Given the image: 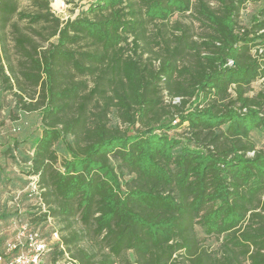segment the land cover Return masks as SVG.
<instances>
[{
    "label": "trees",
    "instance_id": "1",
    "mask_svg": "<svg viewBox=\"0 0 264 264\" xmlns=\"http://www.w3.org/2000/svg\"><path fill=\"white\" fill-rule=\"evenodd\" d=\"M210 1L91 0L61 20L49 0L32 12L0 0V32H16L19 55L9 71L18 89L35 88L29 101L18 95L20 107L40 115L31 154L19 149L27 136L13 145L44 189L42 217L77 216L100 238L101 258L78 248L79 264H130L127 251L134 264H264V148L252 137L264 132V85L248 94L264 77V0L251 29L236 19L245 0ZM190 10L208 27L198 39L169 24ZM13 16L53 39L43 47ZM0 75L11 87L1 44ZM13 216L0 220L24 222ZM197 227L217 238L215 250ZM79 240L73 231L61 243Z\"/></svg>",
    "mask_w": 264,
    "mask_h": 264
},
{
    "label": "rangeland",
    "instance_id": "2",
    "mask_svg": "<svg viewBox=\"0 0 264 264\" xmlns=\"http://www.w3.org/2000/svg\"><path fill=\"white\" fill-rule=\"evenodd\" d=\"M38 0H18L19 10L25 11H35L40 9L35 3ZM49 6H51L55 15L61 20H65L68 17L75 16L80 10L87 7L88 2L91 0H63L66 7L62 10H58L57 5H55L53 0H49ZM212 7H216L214 1H210ZM261 8V2L259 0H245L236 15L238 26H243L246 29L252 28V16ZM174 20H178L183 24L186 29L192 34V38L198 39L202 34L208 32V27L202 24L197 18L193 11H187L183 14L173 15L170 19V23ZM13 22L18 25L19 32H23L31 36L37 41L38 44L43 47L47 46L48 43L53 39L44 41L41 35H38L33 29L39 30L43 35L47 33V30H42L43 25H33L28 23L26 20H20L17 16H13ZM167 25L168 30H172L170 25ZM33 28H32V27ZM148 32H155L156 24H147ZM16 32L11 28L9 24L0 32V44H1V54L2 62L5 72L11 76V87L9 83L3 79L0 75V173L2 172L8 180L0 181V213L5 211L7 213H17V216H13V219L18 218V216L23 221H30L32 224L37 222L35 225L44 231L46 236L49 235L51 230H56L58 232V240L52 241L50 246L58 244L52 252L46 253L44 255V264H79L77 259L73 256L77 253L78 248H83L88 252H93L96 255L94 260L101 258V243L100 238L95 237L91 232V229L85 226L78 220V217H71L69 219L61 220V218L54 215H50L49 218L51 222L47 224L43 214L41 213L39 203L35 198L29 197L27 195L28 191L26 189L27 184L31 180L32 175L28 174L27 167L21 160L20 156L15 149L13 142L21 139L23 136H27L29 141L23 143L19 146L20 151L25 154H31L32 144L34 142V137H37L41 131L39 127L40 115L38 112H24L19 103V96L21 95L24 100H30V95H33L35 88L27 85L20 80L19 85L23 89H18V84L15 79L12 78V74L9 71V66L13 70L17 71L19 55L14 48V38ZM148 56V53L143 55V58ZM264 79H258L251 83L250 90L248 94H253L257 92L263 86ZM34 96H37L34 94ZM167 98V97H164ZM166 100V99H165ZM134 127L129 128V132H133ZM183 131V128L171 129L167 133L170 136L178 137V134ZM252 137L255 141V145L258 148H264V132L253 131ZM32 143V144H31ZM6 146H9L11 151L6 150ZM60 159V157H59ZM12 181V182H11ZM14 181V182H13ZM13 183H15L14 186ZM41 187V186H40ZM42 188V187H41ZM24 190L20 194L18 202L15 201L14 196L17 190ZM44 190L43 188L41 189ZM41 199L44 203L45 209L47 205L41 195ZM18 209V210H16ZM15 224L10 223L4 219L0 220V249L2 247L3 241L7 236H12ZM198 236L201 239V243L211 250H215L218 247L219 241L214 236H206L201 233L200 228L197 227ZM73 231L80 233V240L69 246H64L62 241V236L70 237ZM63 249V254L61 255L59 250ZM126 258L130 264H134L135 256L132 251H127L125 253ZM115 264H126L124 261L117 260Z\"/></svg>",
    "mask_w": 264,
    "mask_h": 264
},
{
    "label": "built area",
    "instance_id": "3",
    "mask_svg": "<svg viewBox=\"0 0 264 264\" xmlns=\"http://www.w3.org/2000/svg\"><path fill=\"white\" fill-rule=\"evenodd\" d=\"M55 5H57L58 10H62L66 7L63 0H53ZM52 10V8H51ZM54 13V11L52 10ZM55 14V13H54ZM257 53L261 54L263 48L257 47ZM228 63H231L229 61ZM261 79H264L262 77ZM264 85V82H263ZM253 152H248V155H252ZM30 181L26 186L28 191L27 195L29 197L35 198L39 203L40 212L47 213L44 203L41 199V187L38 183L37 175H32ZM24 190H17L15 192L14 199L18 202L20 194ZM47 214L45 221L47 224L51 222ZM15 224V229L13 235L7 237L2 244L0 249V264H44L43 257L51 249V242L57 241L58 232L56 230H51L49 235L46 236L44 231H41L37 226H31L28 221Z\"/></svg>",
    "mask_w": 264,
    "mask_h": 264
}]
</instances>
